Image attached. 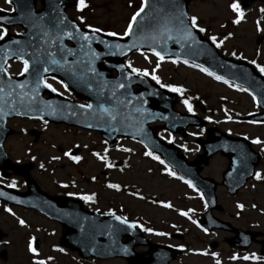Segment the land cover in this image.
<instances>
[{
    "label": "rangeland",
    "instance_id": "374dc122",
    "mask_svg": "<svg viewBox=\"0 0 264 264\" xmlns=\"http://www.w3.org/2000/svg\"><path fill=\"white\" fill-rule=\"evenodd\" d=\"M83 3L80 9L68 10L71 17L88 29H99L98 32L107 35L115 33L112 36L122 38L142 0H83ZM234 3L238 5L239 16L231 7ZM0 9L11 11V5L0 0ZM187 11L191 20L196 18V29L203 28L205 37H215V42L211 41L216 47L219 45L217 49L222 55L264 68V2L241 9L238 0H189ZM0 30L8 32L2 26ZM9 32L20 33L21 29L12 27ZM257 38L261 39L258 45ZM126 64L130 69H138L139 73L147 72L150 78L155 75L158 84L167 90L170 87L178 89L175 92L180 94L181 102L176 108L180 112L193 113L224 133L252 142L261 155L257 168L261 178L249 182L234 196H229L218 184L216 197L223 211H213L212 215L243 231L264 232V125L236 123L237 117L256 110L253 96L195 67L162 60L147 52L129 55ZM9 71L19 73L20 64L11 63ZM50 83L56 92L69 97L59 82ZM7 126L13 131L4 143L8 157L14 163L31 164L28 173L42 190L51 195L80 198L90 211H119L122 215L116 214L139 222L146 229L145 236L150 242L183 250V255L170 264H264V260L256 258L258 244L240 252L226 242L232 237L231 233L203 230L199 220L206 205L200 192L189 187L160 159L146 155L148 152L140 143L118 139L110 149L98 133L64 125L12 119ZM188 134L183 140L159 132L162 139L181 146L184 155L192 159L199 151L193 139L201 136V132L193 130ZM254 140L258 143H253ZM72 156L80 159L73 160ZM225 166L226 160L216 155L201 174L219 183ZM0 184L17 191L25 190L24 180L13 175L6 179L0 177ZM110 184L117 187L110 188ZM182 212L185 215H181ZM61 233L57 223L37 212L7 208L0 202V264H36L37 261L44 264H127L119 258L79 259L76 253L60 247ZM171 234H180L182 239H171ZM36 240L39 242L37 248L33 246ZM29 241L35 253L28 250ZM145 250L136 249L138 253Z\"/></svg>",
    "mask_w": 264,
    "mask_h": 264
},
{
    "label": "water",
    "instance_id": "95a60500",
    "mask_svg": "<svg viewBox=\"0 0 264 264\" xmlns=\"http://www.w3.org/2000/svg\"><path fill=\"white\" fill-rule=\"evenodd\" d=\"M41 1L44 9L37 12L33 10L34 0H11L14 13L8 15L0 12V23L7 27L18 24L26 28L25 34L8 35L0 41V169H11L16 175H24L28 185L25 193H16L0 186V199L8 205L36 209L58 222L63 229L60 245L76 251L83 259L121 257L128 264H169L181 254L171 248L150 244L142 235L143 229H135L133 224L124 220L121 223L116 219L118 216L89 213L83 210L79 200L46 195L27 174L21 172V168L12 165L1 146L2 141L11 134L10 130L4 129L5 119L14 116L45 118L47 121L96 130L109 141L110 146L116 136L138 139L202 191L208 204V210L201 220L204 228L233 233L239 242L233 244V240H229V243L243 250L248 248L251 241L261 234L235 229L211 215L212 210L222 211L214 196L216 183L212 179L199 177V171L200 165H206L217 152L226 156L229 165L222 175L221 185L230 195H234L252 176L258 155L250 149L247 141L209 128L206 140H196L203 154L188 162L178 148L157 139L155 129L146 125L158 120L164 123V129L185 136L184 129L200 127L205 122L193 115L176 112V95L166 93L142 76L128 74L122 58L130 51L147 49L159 53L161 57L188 61L214 76L249 89L257 97L263 111L264 79L251 66L224 59L208 40L190 26L186 0H145L143 10L124 40L81 31L73 22L65 27L63 10L74 3L71 0H60V3L58 0ZM240 1L243 7H247L255 0ZM53 8L63 22L51 23L52 30L43 31L42 17ZM85 36L88 39H84ZM66 40L72 42L73 47H64ZM259 43L260 39L257 40ZM52 53L55 62L48 64L44 73L37 71L39 65L53 56ZM11 58L27 63L22 77L15 79L6 74L4 66ZM112 69L117 72L114 79L107 77ZM45 74L59 77L75 95L86 98L91 107L81 111L74 107H61L54 99H39L40 94L46 91L51 94L43 84ZM135 84L141 88L133 93L131 88ZM241 120L264 122V113ZM237 163L240 165L237 166ZM175 238L180 239L181 236ZM260 244L261 254L264 255V241ZM138 246L148 247L146 257L134 251Z\"/></svg>",
    "mask_w": 264,
    "mask_h": 264
},
{
    "label": "snow or ice",
    "instance_id": "6c2138e0",
    "mask_svg": "<svg viewBox=\"0 0 264 264\" xmlns=\"http://www.w3.org/2000/svg\"><path fill=\"white\" fill-rule=\"evenodd\" d=\"M5 2L7 3L8 2V0H5ZM84 6V3H83V0H78V4H77V7L78 8H81V7H83ZM231 7H232V9H233V11H236L237 13H238V16L240 15V13H239V10H238V5H236L235 3L234 4H232L231 5ZM143 9V5L141 6V10ZM140 15V12H137V13H135L133 16H132V18H131V20H130V22H129V24H128V28L125 30V35H128L129 34V31L132 29V27H133V21H135L137 18H138V16ZM235 22V21H234ZM192 27L193 28H195L196 27V18L195 17H193L192 18ZM93 31H99V29H93ZM199 31H201V32H203L204 31V29L203 28H201V29H199ZM5 35V32L3 31V30H0V38H2L3 36ZM108 35L109 36H112V35H115V33H108ZM189 35H190V33H189ZM84 39H88V37L87 36H85L84 37ZM209 39H211V40H213V42H215V37H209ZM117 47H119V45H117ZM217 47H219V45H217ZM156 55H158L159 56V53H155ZM161 59H163V57H161ZM27 68V63H25V69ZM132 71L133 72H139V70L138 69H135V68H133L132 69ZM201 71H206L205 69H201ZM260 71L262 72V73H264V68H262V69H260ZM144 75H148V73L147 72H144L143 73ZM209 75H211V73H209ZM154 80H157V83H159V80L157 79V77L155 76V75H153V77H152ZM216 79H220V77H216ZM162 87H163V85H161ZM45 87H49V85H45ZM170 90L171 91H178V89H176V88H171L170 87ZM53 91H54V89H53ZM253 99H255V97H253ZM186 103V105H187V102H185ZM80 107H85L84 105H81ZM87 107H91V105H88ZM189 110H191V108L189 107ZM253 143H258V141H253ZM146 155H151V153H145ZM69 155V153H65V156H68ZM94 155H95V153H94ZM71 159H73V160H79L80 158L79 157H76V156H72V157H70ZM153 159H158V157H155V156H153ZM161 163H163V161H160ZM170 175L172 174V173H169ZM256 178L257 179H260L261 178V175H260V173H256ZM185 183H188L189 184V187H192V185H191V183L190 182H188V181H185ZM108 187H110V188H116L117 186L116 185H108ZM166 207L168 206V205H165ZM237 207H241V205H237ZM7 210V209H6ZM181 215H185V213H181ZM116 219H118V220H120L121 221V223H123L124 221L120 218V217H116ZM20 223L21 224H23L24 223V221H20ZM193 223H195V221H193ZM129 227H132V225H129ZM148 231H150V230H148ZM28 250L30 251V252H33V253H35V249L32 247V242L31 241H29V245H28ZM248 257H245V259H247ZM233 259H235V257H233ZM36 264H44V262L43 261H37L36 262ZM217 264H219V262H217Z\"/></svg>",
    "mask_w": 264,
    "mask_h": 264
},
{
    "label": "flooded vegetation",
    "instance_id": "af4514ba",
    "mask_svg": "<svg viewBox=\"0 0 264 264\" xmlns=\"http://www.w3.org/2000/svg\"><path fill=\"white\" fill-rule=\"evenodd\" d=\"M53 80V79H50V81Z\"/></svg>",
    "mask_w": 264,
    "mask_h": 264
}]
</instances>
